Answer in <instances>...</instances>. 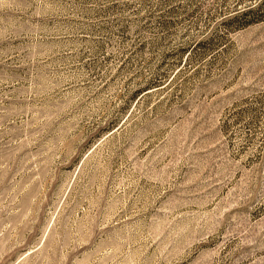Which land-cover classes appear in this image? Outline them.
I'll return each instance as SVG.
<instances>
[{"label":"rangeland","instance_id":"1","mask_svg":"<svg viewBox=\"0 0 264 264\" xmlns=\"http://www.w3.org/2000/svg\"><path fill=\"white\" fill-rule=\"evenodd\" d=\"M0 264H264V0H0Z\"/></svg>","mask_w":264,"mask_h":264}]
</instances>
